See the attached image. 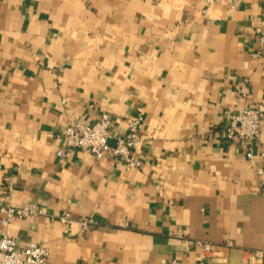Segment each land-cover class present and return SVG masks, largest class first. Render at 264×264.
<instances>
[{
  "label": "crops",
  "instance_id": "1",
  "mask_svg": "<svg viewBox=\"0 0 264 264\" xmlns=\"http://www.w3.org/2000/svg\"><path fill=\"white\" fill-rule=\"evenodd\" d=\"M263 23L264 0H0V206L44 208L0 234L48 264H264V122L225 135L264 103ZM104 113L114 134L143 117L141 166L65 144Z\"/></svg>",
  "mask_w": 264,
  "mask_h": 264
},
{
  "label": "built area",
  "instance_id": "2",
  "mask_svg": "<svg viewBox=\"0 0 264 264\" xmlns=\"http://www.w3.org/2000/svg\"><path fill=\"white\" fill-rule=\"evenodd\" d=\"M213 2L214 0H207ZM257 43L264 49V23L255 27ZM142 116L133 118L126 131L114 134L112 131V119L108 113H104L94 122H84L80 119H72L63 129L65 144L70 147H78L89 150L96 158L106 155L119 156L123 159L126 169L139 167L142 159L136 155V151L143 143L140 135ZM264 122V103L254 107H241L229 113V121L225 128V135L232 141H239L251 145L259 136ZM59 154L62 153L60 150ZM252 157V152L247 153ZM257 172L261 179V190L264 194V167H258ZM3 214L2 224L6 227L15 218H25L31 215L42 214L44 208L35 203L22 206L1 205ZM63 222H71L72 214L69 210L60 216ZM80 222L83 228L89 227L95 222L92 217L82 216ZM204 252L212 251L213 245L209 242L198 240L196 242ZM227 245H230L228 243ZM49 250L43 243L34 241L26 246H20L16 238L2 232L0 234V264H48ZM256 260H264V250H256L252 253ZM205 256L200 264H206ZM171 264H179L173 260Z\"/></svg>",
  "mask_w": 264,
  "mask_h": 264
}]
</instances>
